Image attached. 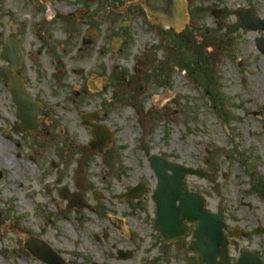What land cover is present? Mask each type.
<instances>
[{
    "label": "rangeland",
    "instance_id": "obj_1",
    "mask_svg": "<svg viewBox=\"0 0 264 264\" xmlns=\"http://www.w3.org/2000/svg\"><path fill=\"white\" fill-rule=\"evenodd\" d=\"M184 1L186 29L171 37L176 45L179 36L187 41L178 54L154 32L143 37L140 30L146 33L154 25L135 20L139 55L152 44L156 60L134 78L133 63L126 64L129 83L122 86L118 105L111 104L112 89L77 101L76 110L64 104L53 85L50 59L40 58L36 64L44 67L45 77L37 81L30 74L27 79L41 93L42 125L41 132L29 136L17 130L16 109L0 82V264H43L23 249L30 236L66 264H196L186 240L165 245L153 229L152 155L211 174L212 184L184 177L187 191L204 198L209 212L222 206L228 229L247 234L229 248L233 260L243 242L264 258V236L252 232L264 228V91L257 92L264 56L254 43L264 32H242L233 15L239 8L251 9L261 20L264 0ZM1 2L0 32L16 24L24 31L28 12ZM23 37L26 42V32ZM105 100L112 143L99 157L90 149L89 129L79 116L100 105L106 110ZM139 182L147 189L141 200L118 199ZM59 188L81 194L88 208L75 214L58 197Z\"/></svg>",
    "mask_w": 264,
    "mask_h": 264
},
{
    "label": "flooded vegetation",
    "instance_id": "obj_2",
    "mask_svg": "<svg viewBox=\"0 0 264 264\" xmlns=\"http://www.w3.org/2000/svg\"><path fill=\"white\" fill-rule=\"evenodd\" d=\"M3 1H10L9 6H17L20 8L18 10L28 12L30 20L24 31L19 24H16L15 27L9 25L6 34L0 32V62L2 65L0 68H11L9 60L13 59L15 54L12 47H18L21 53L20 65L14 76L21 79L22 86L30 97H33L35 103H39L38 96L41 93L36 83L30 84L27 77L33 74L37 81L45 77L42 74L44 67H39L36 61L40 58H48L50 59L48 66L52 69L55 78L53 85H55L56 92L62 96L64 104L71 103L70 107L76 110L74 105L77 101L84 103L91 97L96 99L103 96L108 89H112L111 104H120L123 99V92L120 90L122 86L129 83V80L125 79L126 64L133 63V78L142 71L136 64L139 51L132 26L135 20L149 23L140 0ZM1 4L3 3L0 0V6ZM45 11L47 19L44 18ZM149 25L153 26L151 23ZM152 28L147 29L149 33L140 30L141 35L145 37L146 34L154 32L163 37L160 27L153 26ZM25 32L28 35L26 42L22 41ZM8 42H11L6 55L9 60L4 62L1 52ZM36 44L37 48L34 47ZM144 52L152 56L154 52L152 44L148 45V50L143 49L141 53ZM103 103L107 106L106 110H103V105H100L98 111L82 113L80 116L89 119L91 117L94 122L105 128V122L108 120L106 115L109 111V100ZM81 124L85 125L84 122ZM86 124H90L89 121H86ZM254 230L259 231V228ZM254 230L253 234H255ZM260 232L263 233L264 228H261ZM224 233L237 238L236 240L230 239L229 248L234 246V241H238L239 237L242 239L247 237L246 233L240 234L239 229L229 230L228 225ZM241 244L243 247H249V244L245 242ZM257 255L264 263L262 254ZM235 260L230 257V262H235Z\"/></svg>",
    "mask_w": 264,
    "mask_h": 264
},
{
    "label": "water",
    "instance_id": "obj_3",
    "mask_svg": "<svg viewBox=\"0 0 264 264\" xmlns=\"http://www.w3.org/2000/svg\"><path fill=\"white\" fill-rule=\"evenodd\" d=\"M149 19L160 26L166 25L171 31L181 30L186 22L187 15L185 4L180 0H141ZM238 27L243 32L264 31V19L258 20L253 11L239 9L234 13ZM256 48L260 54L264 55V38L255 40ZM8 49V48H7ZM6 49L2 55L4 59ZM139 66H148L144 62V56L139 58ZM13 70L18 68V59L9 61ZM0 81L9 84V89L13 102L16 106V119L19 120V131L27 134L33 130L39 129V121L36 116L40 113L39 106L32 104L31 98L28 97L14 76L9 72L0 71ZM86 124V123H85ZM87 125V124H86ZM88 126V125H87ZM92 132L91 142L92 150L97 154L103 155L104 149L110 142L108 135L99 127L90 125ZM151 170H153L157 186L152 196L155 203V220L154 229L162 237L165 244H171L179 239L193 235L194 241L186 245L187 249L196 254L197 264H229L227 256V242L222 234L224 228L223 213L218 209V213L211 214L204 208V201L196 194L188 193L183 181L184 176L193 175L199 179H206L212 182L213 179L203 172L192 168H185L181 165L165 161L162 158L151 156L148 158ZM170 172V173H169ZM59 196L69 202L68 207L83 208L84 204L80 198L76 202V196H68L66 190H59ZM145 194L143 185L140 184L135 188H127L124 196L120 198L136 200ZM178 202V206L176 203ZM184 222L191 225L187 227ZM24 249L31 253L37 260L45 264H64L57 256L52 253L50 247L46 246L39 240L30 238L26 241ZM219 259V261H217ZM236 264H262L254 254L243 252Z\"/></svg>",
    "mask_w": 264,
    "mask_h": 264
},
{
    "label": "bare ground",
    "instance_id": "obj_4",
    "mask_svg": "<svg viewBox=\"0 0 264 264\" xmlns=\"http://www.w3.org/2000/svg\"><path fill=\"white\" fill-rule=\"evenodd\" d=\"M257 87H259V89L257 90V92H260V91H264V79L263 78H260L258 81H257ZM7 163V162H6ZM30 166H26L27 169H29Z\"/></svg>",
    "mask_w": 264,
    "mask_h": 264
}]
</instances>
